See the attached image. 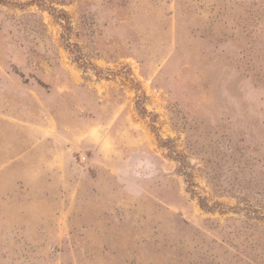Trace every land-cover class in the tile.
Returning <instances> with one entry per match:
<instances>
[{"label":"rangeland","instance_id":"obj_1","mask_svg":"<svg viewBox=\"0 0 264 264\" xmlns=\"http://www.w3.org/2000/svg\"><path fill=\"white\" fill-rule=\"evenodd\" d=\"M0 264H264V0H0Z\"/></svg>","mask_w":264,"mask_h":264}]
</instances>
